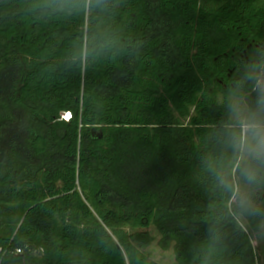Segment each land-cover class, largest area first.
I'll use <instances>...</instances> for the list:
<instances>
[{"label": "trees", "instance_id": "obj_1", "mask_svg": "<svg viewBox=\"0 0 264 264\" xmlns=\"http://www.w3.org/2000/svg\"><path fill=\"white\" fill-rule=\"evenodd\" d=\"M264 79V0H0V264H260L225 105ZM241 186L243 183L241 182Z\"/></svg>", "mask_w": 264, "mask_h": 264}, {"label": "clouds", "instance_id": "obj_2", "mask_svg": "<svg viewBox=\"0 0 264 264\" xmlns=\"http://www.w3.org/2000/svg\"><path fill=\"white\" fill-rule=\"evenodd\" d=\"M253 79L254 101L237 96L225 105V141L232 154L229 174L234 178L230 180L223 174L217 177L220 185L237 197L233 203L241 216L259 211L251 188L264 182V79Z\"/></svg>", "mask_w": 264, "mask_h": 264}, {"label": "rangeland", "instance_id": "obj_3", "mask_svg": "<svg viewBox=\"0 0 264 264\" xmlns=\"http://www.w3.org/2000/svg\"><path fill=\"white\" fill-rule=\"evenodd\" d=\"M242 187V186H241ZM243 188V187H242ZM237 197L233 199L236 200ZM149 232L154 237L153 244L145 250V253L149 257L150 262L155 264H178L175 258L174 251L163 250L160 245V236L155 229H150ZM252 243L256 250L258 261L260 264H264V234H252Z\"/></svg>", "mask_w": 264, "mask_h": 264}]
</instances>
